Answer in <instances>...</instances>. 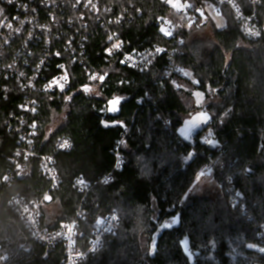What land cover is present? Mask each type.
<instances>
[{"label":"trees","instance_id":"16d2710c","mask_svg":"<svg viewBox=\"0 0 264 264\" xmlns=\"http://www.w3.org/2000/svg\"><path fill=\"white\" fill-rule=\"evenodd\" d=\"M197 1L202 6L212 4V0ZM235 1L246 11L252 9L250 0ZM101 2L114 14L134 7V20L120 30L128 51L162 46L174 49V54H162L147 71L123 67L118 59L98 55L105 35L94 25L87 46L89 62L105 80L90 82L82 67L72 66L70 90L39 97L36 149L55 156L59 180L42 210L43 228L54 231L71 222L82 204L88 213L80 230L85 241L100 217L115 213L120 219L117 234L106 238L101 252L82 264H264L260 252L264 247V0L257 40H247L232 12L224 8L225 28L217 29L206 12V20L182 36L181 46H174L175 40L159 30L160 19L181 18L165 0ZM208 28L212 38L206 49L207 40L195 35ZM171 60L194 78H177L179 91L166 79ZM85 86L91 91L86 93ZM196 91L209 101L202 110L193 101ZM116 97L123 98L120 114H101ZM21 103L22 95L13 83L8 99L0 102V181L14 171L10 159L19 140L17 133L7 131L6 122L20 114ZM201 111L210 113L209 123L193 142H185L178 133L180 126ZM209 129L222 145L220 150L201 141ZM61 138L72 141L68 152L56 151ZM189 153L192 157L185 161ZM22 163L26 170L12 185H0V255L6 257L5 264H63V247L58 245L43 257L44 246L9 204L13 196L28 204L39 202L50 187L37 159ZM212 164L211 174L219 187L216 198L189 194L196 176ZM78 180L92 187L84 203L76 188ZM53 204L58 212L50 219L48 207ZM173 217L179 218L177 224L161 227ZM138 225L144 229L142 237L136 232ZM185 238L189 252L181 243Z\"/></svg>","mask_w":264,"mask_h":264},{"label":"built area","instance_id":"2783aa9c","mask_svg":"<svg viewBox=\"0 0 264 264\" xmlns=\"http://www.w3.org/2000/svg\"><path fill=\"white\" fill-rule=\"evenodd\" d=\"M2 2L4 7L0 9L2 10L0 11V102L8 99L11 85L14 83L20 90L22 103L19 105L20 114L12 116L6 122L7 131L18 134L19 148L10 159L14 165V171L6 175L8 179L3 178L0 185H12L16 176L26 170L22 160L37 159L42 176L50 183L48 191L39 202L28 204L23 198L13 196L9 204L24 219L37 241L44 246L43 257L56 246L61 245L65 253L63 264H82L89 256L98 255L101 252L106 238L117 234L120 219L115 213L100 217L90 238L85 241L82 239L80 230L81 223L87 219L88 213L83 210L81 204L76 217L71 222L63 224L54 231L43 228L42 210L50 198V193L57 188L59 180L55 156L41 154L36 149L39 134L34 117L38 110L39 97L70 90L72 66L82 67L90 82L101 80L103 73L89 62L87 48L94 25L99 26L105 35L103 51L98 55L106 59H118L121 66L129 69L147 71L162 54L173 55L174 49L162 46L131 51L126 49L120 30L125 23L134 20L133 6H130L131 9L126 8L122 13L114 14L102 4L101 0H91V2L89 0H2ZM186 3L191 4L192 7L179 11L181 18L164 17L158 21L159 30L165 27L172 31V35L168 37L175 40L174 46H181L182 36L206 20L207 6H202L197 0H188ZM85 4L88 6L85 7ZM250 4L252 9L246 11L235 0H223V3L221 0H212V5L219 10L220 14L224 8L229 9L240 24L243 36L247 40L255 41L261 36L259 22L261 0H250ZM237 7L240 10L239 15H237ZM197 9L203 10L204 15L201 16ZM165 21L171 23L165 24ZM189 24H191L190 27ZM245 26L259 34H249ZM117 42L120 43V47L113 49L109 54L107 49L113 48ZM156 48H161L163 51L156 53ZM171 61L166 70V79L172 84L174 91H179L180 86L177 87L176 79L185 76L178 69L184 68L178 66L175 61ZM65 74H67L68 83L63 91L56 85L45 89V85L53 79H60ZM60 82L63 83L61 79ZM100 113L106 116L107 106ZM164 123L169 125L168 120H164ZM209 130L213 133L214 146L204 142ZM209 130L202 134L201 141L209 147L220 150L222 145L215 138L213 130ZM29 141L32 143L29 144ZM65 141L69 144L67 148L61 147ZM122 142L124 143L121 141L119 145L123 144ZM72 146L73 143L69 138H61L57 141L55 148L59 152H68ZM26 156L27 159H25ZM212 165L204 168L212 169ZM76 188L80 194H83L82 203H84L92 190L90 183L78 180ZM261 249L260 252L264 254ZM0 257L5 256L0 255ZM4 261L5 259L0 260V264H5Z\"/></svg>","mask_w":264,"mask_h":264},{"label":"snow or ice","instance_id":"6c2138e0","mask_svg":"<svg viewBox=\"0 0 264 264\" xmlns=\"http://www.w3.org/2000/svg\"><path fill=\"white\" fill-rule=\"evenodd\" d=\"M166 3L170 4L171 7H173L174 9H176L177 11H182L184 9H187V8H190L192 7L191 4H188V3H180L179 0H165ZM235 6V5H234ZM198 12H200V15L203 16L204 15V12L203 10L201 9H197ZM236 11L237 13L240 12L239 8L237 7L236 8ZM217 15L219 16L220 13L219 11L217 12ZM171 22L170 21H165V24H170ZM191 26V24H189V27ZM223 23H219L217 24V27H223ZM245 29L246 31L249 33V34H252V35H257L259 33H256L254 32L251 28H248L247 26H245ZM160 31L165 35V36H171L172 35V31L168 28H165V27H161ZM120 47V43H115L113 45V48H110V49H107V52L109 54H111L112 50L113 49H118ZM156 53H161L163 51V49L161 48H156L155 49ZM178 71H180L185 77H189V78H192V73L184 70V69H178ZM101 79H103V77H101ZM193 83H198V81L196 80H193ZM53 85H56L58 86L62 91L64 90L65 88V85L66 84H63L60 82V79H53V81H51L49 84H48V89L51 88ZM177 87H179V85H177ZM86 93L90 92L91 91V88L85 86L84 89H83ZM195 97H196V103L197 104H200L203 100V93L201 92H195L194 93ZM123 98L122 97H116L114 99H111L108 101V107H107V110L108 111H112V112H115V111H118L119 110V105L121 103V100ZM210 120V116L208 113L206 112H203L201 111L198 115L194 116L193 118L189 119V120H186L184 122V126L182 128L179 129V132L180 134L184 137V139H189L190 138V134L192 132L193 129L195 128H198L201 124H206L208 121ZM205 143H208V144H211V145H215V142L213 140V133L211 132V130H209L207 136L205 137V140H204ZM123 143V142H122ZM61 147L63 148H67L69 147V144L67 141H65ZM192 157V153H189L188 156L185 157V161L191 159ZM119 166V165H118ZM210 173V170H203L201 171L197 176H196V182H199L200 178L206 174H209ZM105 183H108V180L106 179L104 181ZM86 186V185H84ZM195 184L193 185V189L195 188ZM189 191H192V189H190ZM113 219H116V217H113ZM179 222V218L178 217H173L171 219L170 222H165L163 225H161L162 228H170L172 227L173 225L177 224ZM98 223H103V221H98ZM182 246L185 250V252H189V248H188V240L187 238H185L182 242ZM249 247H253V245H249ZM155 248H156V245H155V240L153 241V244H152V248L151 250L152 251H155Z\"/></svg>","mask_w":264,"mask_h":264},{"label":"rangeland","instance_id":"374dc122","mask_svg":"<svg viewBox=\"0 0 264 264\" xmlns=\"http://www.w3.org/2000/svg\"><path fill=\"white\" fill-rule=\"evenodd\" d=\"M179 2L182 3L180 0H179ZM209 6H211V7H209ZM212 8H214V6H213L212 4H210V5L207 6L206 11H207V13L209 14L211 20L214 22L216 28H217V29H223V28H225V27L227 26V20L225 19L224 15H223V14H220L219 16H216V14L212 11ZM221 18H222V23H223L224 26H223V27H217V24H218V22L221 21ZM195 36H197L196 39H200V40L204 39L205 41L207 40V42H205L204 45H203L204 48L207 49L208 46L211 45L210 42H208V41L212 38V33H211V29H210V28H208L206 31H204V32H202V33H199V34H197V35H195ZM209 44H210V45H209ZM203 46H202V47H203ZM188 72H189V71H188ZM188 78H189V77H188ZM191 79H194L193 76H192ZM196 92H198V91H196ZM194 93H195V92H194ZM194 93H193V101H194V104L196 105L197 110H202V109H200V108L206 106V105L208 104L209 101H206L205 98H204V95H203V100H202V102H201L200 104H197V103H196V97H195ZM203 112H205V111H203ZM199 113H200V112L193 114V115L190 116L189 118L185 119L184 122H185L186 120H189V119L193 118L194 116L198 115ZM206 113H208L209 116H210V113H209V112H206ZM210 119H211V117H210ZM209 121H210V120H209ZM209 121H208L206 124H201L198 128L193 129L192 132H191V134H190V138L187 139V140L184 139V137L180 134L179 130H178V133H179L180 137H181L185 142H189V143H190V142H193L196 133H197L198 131H200L203 127H205V126L209 123ZM184 122H183V124L180 126V128H182V127L184 126ZM180 128H179V129H180ZM213 168H214L213 165H212V169H211V168H204V167H203V169H202L201 171H203V170H210V173H209V174H206V175H204V176H202V177L200 178L199 182H196V181H195L194 184H195L196 186H195L194 189H193V186H192V188H191L192 191H189V194H196V195H199V196H210V197L216 198L215 196H216L217 193L219 192V187H218V185H217V183H216V181H215L213 175L211 174V173L213 172V171H212ZM194 184H193V185H194ZM57 212H58V207H57V205H56V204L50 205V206L48 207V218H50V219L54 218V217L56 216ZM141 226H143V225H141ZM142 229H143V227H140V225H138V227H136V232H137L141 237H142V233H143V230H144V229H143V230H142ZM142 240H143V238H142Z\"/></svg>","mask_w":264,"mask_h":264},{"label":"clouds","instance_id":"9594fccd","mask_svg":"<svg viewBox=\"0 0 264 264\" xmlns=\"http://www.w3.org/2000/svg\"><path fill=\"white\" fill-rule=\"evenodd\" d=\"M89 2H91V0H89ZM221 3H223V0H221ZM87 6H88V5L85 4V7H87ZM92 6H93V8H95V5H94V4H93ZM209 7H211V6H209ZM0 11H2V10H0ZM212 11L216 14V16H218V15H217V12L219 11L218 9H216V8H212ZM237 15H239V13H237ZM21 23H23V21H22ZM219 23H222V18H221V21H220ZM257 35H258V34H257ZM60 67H63V65H60ZM21 75H23V73H21ZM60 79L63 81V84H67V83H68L67 74H65V75H64L63 77H61ZM45 89H46V90L48 89V85H45ZM33 134H34V133H33ZM31 143H32V141H29V144H31ZM17 155H19V153H17ZM25 159H27V156L25 157ZM17 167H19V165H17ZM4 179L7 180L8 177L5 176ZM54 186H55V185H54ZM261 251H264V249H261ZM5 258H6V257H0V260L5 259Z\"/></svg>","mask_w":264,"mask_h":264},{"label":"water","instance_id":"95a60500","mask_svg":"<svg viewBox=\"0 0 264 264\" xmlns=\"http://www.w3.org/2000/svg\"><path fill=\"white\" fill-rule=\"evenodd\" d=\"M105 80V77H103V79H101V81L103 82ZM122 105H123V101L121 100V103L119 105V110L118 111H115V112H112V111H108L109 115L115 117V116H118L121 112V108H122Z\"/></svg>","mask_w":264,"mask_h":264}]
</instances>
